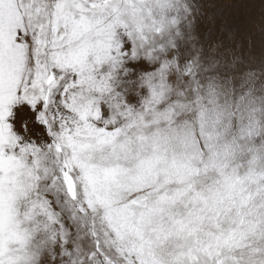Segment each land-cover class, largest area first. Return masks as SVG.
Instances as JSON below:
<instances>
[{
  "label": "snow or ice",
  "instance_id": "obj_1",
  "mask_svg": "<svg viewBox=\"0 0 264 264\" xmlns=\"http://www.w3.org/2000/svg\"><path fill=\"white\" fill-rule=\"evenodd\" d=\"M0 264H264V0H0Z\"/></svg>",
  "mask_w": 264,
  "mask_h": 264
}]
</instances>
